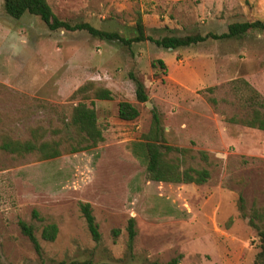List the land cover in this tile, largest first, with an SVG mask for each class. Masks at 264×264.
<instances>
[{
    "label": "rangeland",
    "instance_id": "rangeland-1",
    "mask_svg": "<svg viewBox=\"0 0 264 264\" xmlns=\"http://www.w3.org/2000/svg\"><path fill=\"white\" fill-rule=\"evenodd\" d=\"M45 2L58 19L124 37L131 35L137 13L152 39L218 35L232 22L264 23V0ZM156 60L164 70L150 66ZM129 75L142 82L145 103L135 101ZM87 81L112 96L92 100L100 143L46 160L0 153V264H165L173 258L177 264H253L257 239L235 201L240 196L245 209L264 204V132L228 119L247 111L248 91L241 82L264 100V34L176 50L149 41L127 48L85 32H49L28 14L12 20L0 0V134L22 140L30 129L40 128L43 139L68 135L66 119L77 102L70 95ZM119 101L133 105L138 116L117 119ZM151 111L163 128L164 144L187 149L184 164L209 171L204 184L146 179L134 144L148 130ZM200 151L206 162L199 159ZM81 203L89 205L98 243L86 230ZM32 211L42 220L32 218ZM129 218L135 235L127 251ZM19 220L32 226L40 256L19 232ZM48 223L57 226L52 242L39 236ZM112 230L118 233L113 236Z\"/></svg>",
    "mask_w": 264,
    "mask_h": 264
},
{
    "label": "trees",
    "instance_id": "trees-1",
    "mask_svg": "<svg viewBox=\"0 0 264 264\" xmlns=\"http://www.w3.org/2000/svg\"><path fill=\"white\" fill-rule=\"evenodd\" d=\"M3 13L12 20H18L23 14L37 17L49 32H85L90 37L99 41L117 42L123 47L129 48L131 44L149 41L156 47L162 49L176 50L203 43L207 40L239 39L249 33L264 34V23L258 20L232 22L226 26L225 32L220 34L207 33L205 35L190 34L184 36L166 35L157 39H152L144 34V26L140 15L137 13L134 23L130 28V36H120L116 32H108L95 28L85 22H68L58 19L50 10L45 0H1ZM164 70L165 66L161 60L151 62ZM134 83V98L137 103H145L147 100L145 88L142 82L129 75ZM247 89V95L243 98L247 109L242 118L231 117L229 122H233L246 128L257 129L264 132V100L259 99L258 94L241 82ZM212 92V88L205 89ZM71 99L77 100L71 107L66 121L68 135L61 134L58 130H52L51 134L58 136L56 139H43L44 132L40 128L30 129L27 139H12L0 134V153L9 155L12 158H22L26 155H36L40 160L53 159L63 153H76L89 150L102 141L101 129L96 123L95 111L92 107V100L109 101L112 96L108 89L100 87L92 81H87L77 87L70 95ZM89 101L86 105L83 101ZM212 105L215 100L207 99ZM150 124L148 130L140 136V141L135 143L134 149L137 156L144 164L146 179L155 183L163 184H193L202 185L209 179V171L204 167L194 168L184 164V158L188 155V150L171 147L164 144L163 128L160 126L159 118L154 111L150 113ZM138 116L137 109L126 101H119L116 104V117L122 121H132ZM199 159L207 161L204 152H198ZM236 208L242 218H247V224L254 231L257 239L256 255L253 264H264V204L262 206L251 205L245 209L244 202L240 196L235 201ZM79 211L85 223L86 230L94 243H98L99 234L97 225L91 215L89 205L79 204ZM31 217L41 221V217L35 211L31 212ZM19 232L29 241L34 252L40 256L41 249L34 236L31 225L23 221L17 222ZM127 241L126 249L130 251L135 235L134 222L129 218L126 224ZM118 230H112L113 236ZM57 234V226L54 223L44 225L40 230V238L45 242H52ZM177 258H173L165 264H177ZM61 264H108L94 263L91 260H71ZM144 264V263H142ZM157 264V263H149Z\"/></svg>",
    "mask_w": 264,
    "mask_h": 264
},
{
    "label": "water",
    "instance_id": "water-1",
    "mask_svg": "<svg viewBox=\"0 0 264 264\" xmlns=\"http://www.w3.org/2000/svg\"><path fill=\"white\" fill-rule=\"evenodd\" d=\"M146 105H148V103H146Z\"/></svg>",
    "mask_w": 264,
    "mask_h": 264
}]
</instances>
